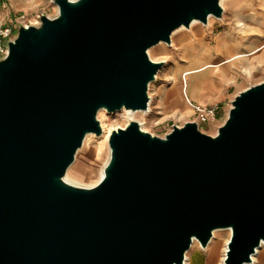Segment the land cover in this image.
Returning a JSON list of instances; mask_svg holds the SVG:
<instances>
[{
	"label": "water",
	"instance_id": "obj_1",
	"mask_svg": "<svg viewBox=\"0 0 264 264\" xmlns=\"http://www.w3.org/2000/svg\"><path fill=\"white\" fill-rule=\"evenodd\" d=\"M0 57V264H183L229 228L223 264L264 243V80L235 94L215 134L112 129L93 185L65 172L102 108L147 109L162 62L148 48L221 0H52Z\"/></svg>",
	"mask_w": 264,
	"mask_h": 264
},
{
	"label": "rangeland",
	"instance_id": "obj_2",
	"mask_svg": "<svg viewBox=\"0 0 264 264\" xmlns=\"http://www.w3.org/2000/svg\"><path fill=\"white\" fill-rule=\"evenodd\" d=\"M221 6L223 12L220 17L212 15L210 23L208 17L206 23L199 20V24L203 27H208L207 25H209L212 27V34H214L222 31L226 25L232 24L236 16H241L248 24L247 32L253 36L254 42L258 44L264 41V0H222ZM41 12L53 16L57 12V5L52 0H0V21L2 22L7 23L8 21L19 20H24L23 22H36L37 15ZM182 29L186 30L189 27ZM161 42L167 44V50L162 53L153 54L152 57L149 55L153 60H160L162 62L156 73V77L149 83L148 94L149 101L151 100L149 112H139L133 117H128L126 115L120 116V113L115 112L117 110L112 112L107 111L105 113L106 116L103 118L108 130L111 131L118 126H124L132 118L138 120L140 124H144L143 129L163 136L172 128L173 124L181 125L185 121L195 120L200 130L209 134H215L218 126L224 122L228 109L231 106V100L235 94L250 84L264 80V60L263 62L256 63L250 70L242 62L232 64L226 70L227 78L225 79H217L210 73L203 75L198 78V87L217 92L216 98L208 104V106H215L214 115H210L207 119L203 120L200 119L198 112L194 111V109L192 113L184 117L179 114L175 115L171 108L166 106V103L171 96L170 90L172 87L175 90L174 94H180L182 86H184L182 81L181 51L178 49L181 44L175 43L172 45V39L170 43ZM174 86L177 88L175 89ZM107 116H110V118L108 119ZM101 134H95L84 145L85 153L92 159L88 174L73 166L77 163L74 159L65 172L64 178L66 180L83 186H90L98 181L99 173L103 170L110 151L108 139L104 144L98 142L101 139ZM219 229L225 233L227 232L226 228ZM227 237L228 234L226 233L222 238L226 239ZM188 250V254L190 252L192 254L198 250L205 251L198 241L191 244Z\"/></svg>",
	"mask_w": 264,
	"mask_h": 264
},
{
	"label": "bare ground",
	"instance_id": "obj_3",
	"mask_svg": "<svg viewBox=\"0 0 264 264\" xmlns=\"http://www.w3.org/2000/svg\"><path fill=\"white\" fill-rule=\"evenodd\" d=\"M222 1V0H221ZM212 14L209 15V23L211 22ZM203 27L199 24V20H193L188 26L189 29L180 26L171 33L172 45L180 43L178 49L181 51L182 60V92L175 93L174 88L170 90V98L168 99L166 106L170 107L175 115L182 117L189 115L193 112V100H195L200 106L208 105L213 99H215L217 92L205 88L198 87V78L203 75L212 74L217 79H225L226 70L239 62L244 63L245 67L250 70L256 63L263 62L264 60V41L256 44L253 40V36L248 31V24L241 16H236L232 24L226 25V27L217 33L212 34V27ZM242 48V49H240ZM167 50V44L164 42H158L148 48V53L152 57L153 54L162 53ZM197 79V80H196ZM175 89L177 88L174 86ZM151 100L148 102L147 109L132 110L129 108H121L115 111L120 113V116L133 117L139 112L147 113L150 110ZM107 110L104 108L98 111V118H100L103 133L98 141L100 144L107 142L110 130L105 126L104 116H106ZM108 119L110 116H107ZM141 127L144 128V124L141 123ZM95 134L89 133L84 139V144L78 148L75 154V167L88 174V170L91 168L92 159L85 153V143L93 138ZM103 172L99 173L98 180L102 177ZM221 229H215L211 240L207 245V262L206 264H223V258L226 249V242L230 235V229L226 228L228 237L223 239L226 234ZM198 241L193 239L192 244ZM187 250L185 254V261L183 264H187L188 260ZM264 253V243L257 248L256 252L252 256V261L258 258V255ZM251 261V262H252ZM245 263V264H250Z\"/></svg>",
	"mask_w": 264,
	"mask_h": 264
},
{
	"label": "built area",
	"instance_id": "obj_4",
	"mask_svg": "<svg viewBox=\"0 0 264 264\" xmlns=\"http://www.w3.org/2000/svg\"><path fill=\"white\" fill-rule=\"evenodd\" d=\"M38 17V15H37ZM24 21H8L2 22L0 21V57L4 56L7 52L8 46L7 41L8 39L12 38L17 31V25L18 22ZM38 19H36V22ZM194 111L198 112V115L200 119H207L210 115H214L215 106H200V105H194Z\"/></svg>",
	"mask_w": 264,
	"mask_h": 264
},
{
	"label": "crops",
	"instance_id": "obj_5",
	"mask_svg": "<svg viewBox=\"0 0 264 264\" xmlns=\"http://www.w3.org/2000/svg\"><path fill=\"white\" fill-rule=\"evenodd\" d=\"M193 105H199L195 100H193ZM194 109V107H193ZM208 245V244H207ZM207 247V246H206ZM204 247V252L198 250L193 252L192 254L189 253L187 264H206L207 262V248ZM250 264H264V253L262 255H258V258L252 261Z\"/></svg>",
	"mask_w": 264,
	"mask_h": 264
}]
</instances>
